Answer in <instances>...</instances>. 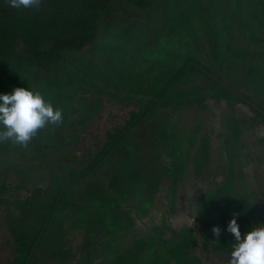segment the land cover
<instances>
[{
  "label": "rangeland",
  "instance_id": "obj_1",
  "mask_svg": "<svg viewBox=\"0 0 264 264\" xmlns=\"http://www.w3.org/2000/svg\"><path fill=\"white\" fill-rule=\"evenodd\" d=\"M209 1L214 3L213 24L221 37L228 21L224 22V15L236 5L249 21L250 32L264 37V0H154L149 11L122 4L113 25L100 28L92 46L68 54L71 73L64 68L40 77L24 65L0 64V93L29 88L62 112L60 123L37 131L39 153L29 144L0 142V264L13 257L5 221L17 225L19 219L41 218L42 210L35 203L48 188L49 176L72 168L63 166L66 160L62 159L94 154L103 133L124 125L128 112L140 105L139 97L117 92L113 84L107 87L104 76L115 85L120 75L134 78L146 72L152 61L178 63L186 55H197V41L188 37L191 26H185L183 15L196 28L198 4ZM253 47L248 48L244 40L241 59L229 53L219 68L228 71L235 85L264 109V59L247 61ZM254 51H264V45L258 44ZM78 68L99 79L91 84L85 78L79 84L78 77L85 74ZM234 104L231 112L225 103L212 102L203 109L193 104L152 108L87 177L74 183L72 206L56 212L54 226L32 264H106L104 257L123 252L144 235L153 238L155 248L166 255L160 264H176L172 250L177 244H187L186 264H230L235 240L224 230L228 221L235 214L242 236L264 224V123L248 120L236 127L234 119L252 114L246 106ZM70 129L78 132L72 139ZM46 134L57 136L64 146L47 144ZM204 135L210 161L196 173L194 156ZM227 143L236 145L229 151ZM21 185L22 190H14ZM214 209L221 213L216 222L210 219ZM213 226L221 229L218 240ZM53 242L58 246L53 248ZM54 251L65 253L66 261L52 260ZM157 255L145 248L137 256L138 264Z\"/></svg>",
  "mask_w": 264,
  "mask_h": 264
},
{
  "label": "trees",
  "instance_id": "obj_2",
  "mask_svg": "<svg viewBox=\"0 0 264 264\" xmlns=\"http://www.w3.org/2000/svg\"><path fill=\"white\" fill-rule=\"evenodd\" d=\"M153 2L154 0H42L38 9L18 10L10 7L8 0H0V64L24 65L32 69L38 76L41 75L40 77L59 73L64 68L68 70L70 68L67 67L70 64L68 54L81 52L86 47L92 46L100 28L113 25L116 11L122 8V4L131 5L138 10L149 11ZM213 4V1H209L207 4H198L199 26L196 25V28L190 24L192 19L186 14L183 15L186 19L185 26H191L188 29V37L197 41V55H186L178 63L176 61H168V63L152 61L146 72L138 74L134 78H123V75H120L115 85L104 76L102 80L107 87L113 84L117 92L123 90L122 93L126 91L132 96L139 97L140 105L136 110L128 112L129 117L124 125L110 128L103 133V141L101 145L95 146L94 154L87 153L80 158L72 155L69 158L70 161L68 158L62 159V161L66 160L62 163L63 166L70 164L69 166L72 168L65 167V173L49 176L48 188L35 203L37 209L42 210L41 218L19 219L17 225L5 221L6 225L4 224V226L7 229L4 230V233L9 236V243L12 242L13 253L10 262L6 264L33 263L37 250L43 243L42 240L54 226L56 212L60 207L72 206L74 183L87 177L124 140L131 128L143 122L155 106L176 109L193 104L203 109L208 102H212L214 105L225 103L226 109L231 112L234 103H239L250 110L252 117L245 115L234 119L236 127L241 122L247 124L248 120L252 123H264V109L256 105L245 91L235 85L230 79L228 71L219 68L222 65V58L229 53L240 58L241 45L246 39L248 48L254 46L247 53L250 56L247 61L253 63L257 59L263 60L264 51L259 53L254 51V48L258 44L264 45V37L261 38L259 34L253 35L250 32L249 21L242 18L241 6L236 5L233 9L228 8V15H224V22L228 21L222 27L224 41L221 42L220 29H216L213 24L215 13ZM78 70L83 69L78 68ZM68 71L71 73L70 70ZM83 73L85 75L78 77L79 84L85 82V78H88L87 80L91 84H95L99 79L98 76L95 77L85 70ZM70 128L72 127L70 126ZM70 130L72 139L78 132L74 129ZM232 139L235 138L231 137ZM51 141L55 142L56 146H64L57 136L46 134L47 144L50 145ZM28 144L32 145L37 153L41 151L38 135H35ZM227 145L231 151V148H234L236 144L227 143ZM59 152L58 150L57 153ZM209 161L207 135H204L200 139L194 156L195 172L200 173ZM22 188V185L15 186L14 190L20 191ZM1 190L2 188H0ZM208 204L211 206L212 203ZM220 214L215 209L210 210V219L216 222L221 217ZM88 234L89 231H86L84 237H87ZM181 243L183 244V241ZM155 244L157 243L153 238L144 235L143 239L135 240L130 248L112 254L108 258L104 257L103 260L108 261L106 264H128L132 259L130 264H138L137 256L144 253L145 248H149L151 253L159 255L153 260H146V264L163 263L166 261V255L162 256V249H156ZM52 246L55 248L58 245L53 242ZM186 246L187 244L184 247L177 244L172 250L176 252L174 259L176 264H182L186 260L184 249ZM171 254L173 253L171 252ZM51 257L52 260L59 263L67 259L65 253L58 251H54ZM184 264L186 263L184 262Z\"/></svg>",
  "mask_w": 264,
  "mask_h": 264
},
{
  "label": "clouds",
  "instance_id": "obj_3",
  "mask_svg": "<svg viewBox=\"0 0 264 264\" xmlns=\"http://www.w3.org/2000/svg\"><path fill=\"white\" fill-rule=\"evenodd\" d=\"M42 0H8L15 9H38ZM62 121V112L54 108L44 96L29 88L17 87L11 93H0V142L11 140L26 146L47 124ZM235 240L230 253V264H264V224H257L241 235L240 226L234 214L224 229ZM218 240L221 236L219 226L211 228Z\"/></svg>",
  "mask_w": 264,
  "mask_h": 264
}]
</instances>
